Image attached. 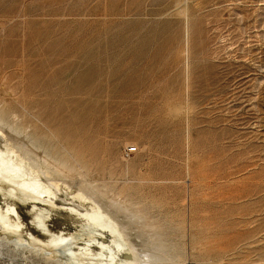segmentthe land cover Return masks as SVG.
<instances>
[{
    "label": "rangeland",
    "instance_id": "1",
    "mask_svg": "<svg viewBox=\"0 0 264 264\" xmlns=\"http://www.w3.org/2000/svg\"><path fill=\"white\" fill-rule=\"evenodd\" d=\"M173 1L0 0L21 101L0 118L152 225L164 263L264 264V0Z\"/></svg>",
    "mask_w": 264,
    "mask_h": 264
},
{
    "label": "bare ground",
    "instance_id": "2",
    "mask_svg": "<svg viewBox=\"0 0 264 264\" xmlns=\"http://www.w3.org/2000/svg\"><path fill=\"white\" fill-rule=\"evenodd\" d=\"M182 1L183 0H177V2H182ZM186 5H184V7ZM190 10L191 9L189 8V11ZM182 13L187 15L186 9ZM177 15L179 16V14ZM21 51L19 53H21ZM180 54L182 55V53ZM20 71H23V69ZM14 78L16 77L14 76ZM50 78L52 77L50 76ZM88 78L90 80V77ZM187 84L189 85V83ZM0 95L4 97L5 101H14L18 104L21 103L20 99L17 98L14 91L12 90V87L2 77H0ZM74 100L78 101V98ZM178 101L179 99L176 100L177 103ZM187 102L189 101L187 100ZM61 103H63V101ZM177 103H176L177 107L173 110V113L175 114L174 117H177L176 115H181V114L185 116L183 112H185L184 110L186 109L183 105L186 102H184L183 105H178ZM80 115L82 117V114ZM45 116H43V118ZM180 118L181 116H179V119ZM48 122L49 121H47V123ZM47 127L48 126L45 125V128ZM37 130L38 129H36V131ZM40 130L41 129H39V131ZM188 137L190 136L188 135ZM189 147L191 146L189 145ZM196 182L197 181H195V183ZM214 227H218V224L217 226ZM243 229H248V228H243ZM0 255L5 256L6 258L12 261L14 260L13 264H19L20 262H24L25 264H27L29 262L32 263L33 260L34 261L36 260L37 264L42 262H44L45 264H166L164 263V259H163V249H161V243L159 241L158 236L154 232V228L152 227V225H145L139 216L134 215L129 210L123 208L117 201L114 200L111 201L105 198L95 189L93 185L81 182L80 178L78 180L72 179L71 175L68 173V170L63 168L60 164L55 163L51 158L45 155L42 146H36V144L33 141H31L25 134L20 132V130H18L15 125L1 118H0ZM196 264L199 263H197L196 261ZM203 264H224V263L220 259H211L207 262L205 261Z\"/></svg>",
    "mask_w": 264,
    "mask_h": 264
},
{
    "label": "built area",
    "instance_id": "3",
    "mask_svg": "<svg viewBox=\"0 0 264 264\" xmlns=\"http://www.w3.org/2000/svg\"><path fill=\"white\" fill-rule=\"evenodd\" d=\"M137 151V148L135 147H128L126 150H125V156L126 157H129L131 155H133L135 152Z\"/></svg>",
    "mask_w": 264,
    "mask_h": 264
}]
</instances>
